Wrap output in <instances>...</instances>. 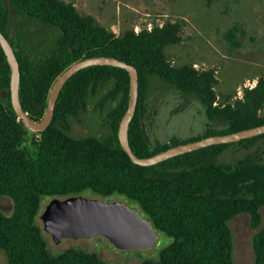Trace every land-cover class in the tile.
<instances>
[{"label": "trees", "instance_id": "1", "mask_svg": "<svg viewBox=\"0 0 264 264\" xmlns=\"http://www.w3.org/2000/svg\"><path fill=\"white\" fill-rule=\"evenodd\" d=\"M11 7L60 31L57 48L44 56L20 39L10 43L19 63L20 102L34 121L43 116L53 80L70 63L109 56L133 65L138 72V102L128 140L139 157L264 124V114H260L264 77L255 86L244 88L241 98L221 104L214 91L215 70L174 67L167 61L165 48L182 40V20L116 35L63 0H11ZM7 15L0 8V31L5 35ZM9 73L0 47V196L13 200L10 215L0 210V250L7 264H107L95 252L68 248L53 254L48 249L39 219L44 202L78 195L124 198L157 233L170 238L156 259H144L141 264H235L229 221L247 213L251 227H259L264 159H259L261 155L245 156L224 163L219 158L233 146L249 149L264 134L194 150L152 166L134 164L117 139L118 123L128 103V73L98 65L78 71L65 83L50 125L38 132L39 138L32 139L29 146L28 129L14 113L9 95L1 97L2 90L8 91ZM152 78L196 96L208 120L202 134L187 141L171 137L165 143L149 144L143 118ZM87 118L92 119L89 134L74 135L73 122L80 124ZM216 121L224 125L215 129L211 123ZM253 249L252 264H264V226L253 236Z\"/></svg>", "mask_w": 264, "mask_h": 264}, {"label": "rangeland", "instance_id": "2", "mask_svg": "<svg viewBox=\"0 0 264 264\" xmlns=\"http://www.w3.org/2000/svg\"><path fill=\"white\" fill-rule=\"evenodd\" d=\"M72 3L81 15L92 16L100 26L116 35L132 29L138 33L166 22L182 20V40L165 48V56L174 67L192 66L198 70H215L214 91L217 103H232L241 98L244 88L255 86L264 77V0H63ZM232 32V33H231ZM232 35V40L228 36ZM143 130L151 146L156 141H180L202 134L208 122L206 113L194 95L181 93L167 83L152 78L145 98ZM264 114V106L260 111ZM223 122H212L219 129ZM28 129V128H27ZM38 132L28 129V145L38 139ZM185 143V142H184ZM264 138L249 149L233 146L219 160L233 163L245 156L264 159ZM104 201L126 199L111 197ZM46 200L43 206L46 204ZM136 209V208H134ZM0 210L6 215L13 211V200L0 196ZM257 229L250 224V215L242 213L229 221L232 234V257L235 264H252L255 258L253 236L264 226V206ZM41 222V221H40ZM48 249L58 254L68 248L95 252L107 264H141L144 259H156L170 238L158 232L156 244L145 250H118L104 237L92 239L65 238L54 243L47 233ZM0 264H7L0 250Z\"/></svg>", "mask_w": 264, "mask_h": 264}, {"label": "water", "instance_id": "3", "mask_svg": "<svg viewBox=\"0 0 264 264\" xmlns=\"http://www.w3.org/2000/svg\"><path fill=\"white\" fill-rule=\"evenodd\" d=\"M0 47L9 66L8 91L2 90L1 97L9 95L10 103L18 120L33 132L45 130L51 123L59 93L65 83L78 71L98 65L125 69L129 76L127 107L120 118L117 139L130 160L140 166H152L167 159L212 145L234 143L264 134V124L227 134H216L193 141L170 146L151 156L139 157L132 151L128 140L129 123L135 114L138 102L137 69L122 60L109 56H91L70 63L53 80L46 99V107L40 120H32L24 111L19 98L20 69L13 47L0 31ZM58 125H61L58 123ZM73 131L88 135L89 130L74 125ZM42 229L54 243L62 239H92L104 237L118 250L149 249L156 244L154 227L134 208L122 201H104L98 197L83 195L52 198L39 214Z\"/></svg>", "mask_w": 264, "mask_h": 264}, {"label": "flooded vegetation", "instance_id": "4", "mask_svg": "<svg viewBox=\"0 0 264 264\" xmlns=\"http://www.w3.org/2000/svg\"><path fill=\"white\" fill-rule=\"evenodd\" d=\"M0 8L7 11L9 29L6 32V38L11 43L20 39V42L27 43L35 49L38 56L48 55L57 48L60 31L55 27L42 22L39 18L28 13L19 12L11 7V0H0ZM92 119H84L82 123L73 122L72 133L80 135L73 131L74 125L87 128L91 126Z\"/></svg>", "mask_w": 264, "mask_h": 264}]
</instances>
